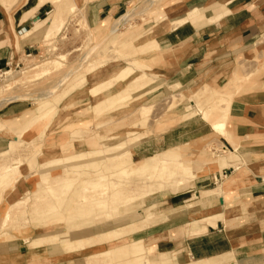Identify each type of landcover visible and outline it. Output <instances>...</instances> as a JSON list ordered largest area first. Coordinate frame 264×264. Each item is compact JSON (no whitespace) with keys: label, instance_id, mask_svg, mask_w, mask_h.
<instances>
[{"label":"rangeland","instance_id":"obj_1","mask_svg":"<svg viewBox=\"0 0 264 264\" xmlns=\"http://www.w3.org/2000/svg\"><path fill=\"white\" fill-rule=\"evenodd\" d=\"M17 1L19 0H12L13 3H7L8 8ZM171 1L138 0L135 4L129 5L123 14L116 16L103 27L98 26L94 29L86 27L82 13L76 12L75 8L71 11L64 4L66 11L63 9L65 14H63V18L65 19L62 21L59 31H55L57 33L52 34L53 36L51 35L49 38H43L39 47L40 54L24 59L18 68L12 64L0 71V99L16 96L19 98L16 101L0 104V124L7 127L5 122H10L18 114L26 115L27 109V113L32 112L29 118L33 121L36 120L27 127L26 132L20 138H15L18 131L13 132L11 136H0V153L8 149L12 141L11 151L8 150L7 153L0 154V167L14 163L20 164L19 168L14 171L12 178L7 183L1 184L2 187L0 185V253L11 252L25 255L26 261L28 260L26 264H148V259L150 262H156V264H188L191 261H196L182 254L184 252L183 236L185 234L187 236L184 229L185 231L188 229V227H183L186 222L182 217L186 214L189 216L195 210H197L195 212L197 214L200 208L206 206L205 204L208 205L210 201L216 200L217 195L202 203L201 206V202L199 203L197 198L200 189L205 191V189L212 190L214 188L221 196L228 184V179L223 178L216 185L213 184L212 180L222 173V168H228L223 163L225 160L233 161L236 159L231 150H224L223 152L221 149L219 139H226L225 131H211L210 120H213V116H209L210 120L206 123L200 117L201 112L197 113V110H199L198 107L206 110L215 106L216 99L219 97L223 99L219 105H226V102L229 101L226 118L228 119L233 98L247 92L264 90V85L258 83L264 77V36L256 41L252 49L253 58L247 60L235 58L227 65L229 67L222 71L211 70L199 76L194 83L178 84L176 81L174 82V79L168 80L173 74V69L169 68L173 66L172 62L167 63L168 58L162 57L160 59L157 57L158 54H154V50L150 51L145 47L148 41L152 39V34L157 26H167L165 7ZM7 4L0 3V9L6 8ZM132 8L134 14L132 13L128 21L123 23L114 34H109L117 18L119 19L129 13ZM42 33L44 32L39 31L37 34ZM120 47H122L121 50L118 49ZM140 50L141 53H139ZM44 63H47L46 66L48 67V71L43 73L46 75L41 74V78L40 75H38L39 77L35 76L34 74L38 70H33V68ZM56 65L57 68H55ZM85 66L86 68H84ZM128 66L130 73L126 77L127 80L116 83L109 88L110 85L108 84H111L115 74ZM87 67L91 69H87ZM82 68L83 72L80 70ZM6 71L12 75V81L9 82L8 87H5V84L8 83L5 82L3 75ZM143 75L146 77L141 82L134 84L136 88L132 92L129 91L131 93L125 89L121 94L114 95L117 93L118 87L124 86L127 81ZM189 79L187 77L184 81L188 82ZM217 79L219 80L218 83H216ZM61 80L65 81L59 84ZM100 84H102L103 89ZM95 87L102 91L91 92ZM49 89L53 91L52 96L48 95ZM106 96H110L107 101L109 105H113L119 99H126L128 96L129 98L125 101V105L122 104L110 109L109 107L95 109L97 102L107 98ZM131 96L137 100L132 101ZM143 105L149 106L150 109L142 118L139 107ZM188 106L189 108H187ZM43 112L46 113L42 114ZM169 119L172 120L167 123ZM228 122L229 120L225 121L224 128ZM170 123H172L171 126L174 124L173 128L180 124L186 125L184 129H179L187 133L185 140L186 138L190 139L186 144L189 145L193 141L198 144L197 148L185 147L186 144L180 145L184 146L181 149L187 150H185L186 156L179 161L177 160V163L182 162L185 167L188 166L189 174H195L199 167L208 163H216L219 168L204 178L193 181L190 184L193 187L189 185L186 190L180 193H175L169 186V183L175 179L173 177H177L179 173L178 169H175L176 162L169 164L164 170H156L154 174L153 172L141 173L143 178L140 173V176L130 173L135 177L130 179V175L123 174L126 172L125 170L121 172L122 168L132 161L136 162L167 150L168 146L158 144H161L159 140L162 136L173 129L171 126L169 127L168 124ZM163 125L170 129L167 130ZM24 126L25 124H23ZM130 131L133 132V136H126V132ZM76 133L81 135L78 136ZM3 134L4 131L0 130V135ZM109 137H116L117 139L113 140ZM118 142L122 143V151L120 152H130L132 161L113 164L114 160L111 158L116 153L112 154L106 149L118 144ZM48 148H53L52 152H46ZM69 148L72 150L71 153ZM81 150L86 153L93 151H99V153L94 154V157L92 155L87 156L85 158L87 164H83L86 160L79 162L80 168L78 170L64 164L62 166L47 164L51 155L64 158L72 153H80ZM110 159L111 161H109ZM225 171L226 177L229 173L227 170ZM116 172L127 176L128 181L127 177H121L120 174V177L116 176L118 175L115 174ZM168 172L174 173L172 180H169ZM152 174L154 175L153 178L151 177ZM56 175L61 177L60 181L64 179L62 182L65 183L62 185L55 183L58 181L54 180ZM110 175H113L114 178H111ZM149 175H151L150 178ZM96 177L102 179V182L98 178L95 179ZM91 181L95 184L93 185L94 188ZM115 183L118 187L115 186ZM37 185L39 186L37 187ZM74 187L77 188L73 189ZM188 191H191V194L180 199H190V202L185 204L181 202L182 200L179 202L183 206L186 205L187 209H185L186 206L173 209L172 204L167 205V200L171 195ZM37 193L39 194L35 205L38 208L32 212V203L35 201ZM129 199L131 200L129 201ZM102 200H105L107 206L104 212L96 204ZM224 200L231 205L228 197H224ZM188 204L190 205L188 206ZM229 207L225 214L228 222H231L232 212ZM113 208L117 209L114 216H112L113 210L116 212V209ZM98 211L100 212L97 213ZM87 213H90L89 216H84ZM103 213H108V216ZM147 213L153 214L151 220L144 218ZM197 215L198 217L203 216L202 213ZM4 217L5 219H3ZM174 219L177 220L173 222ZM174 223L177 226H172ZM118 228L122 229L120 233L122 237L111 241L108 245L105 244L102 251L122 247L121 253L118 255L112 253L107 257L101 258V256L99 259H89L92 253L98 252L96 249L99 248H94L96 238ZM150 240H155L154 252L150 256L144 251L138 255L131 254L130 251L135 249L138 244L142 245L143 242L146 243ZM131 241L136 242L129 244L126 249L124 246ZM164 241H172V244L158 245L159 242ZM80 244L82 248L78 247ZM46 245L51 246L53 254L56 255L55 258H45V255L41 254ZM65 245L71 248V251L67 250L68 247ZM36 251L38 252L36 253ZM163 251L169 252L162 253ZM172 254H174L173 263L169 261ZM216 260L220 261L215 263ZM208 262L210 264H254L248 261H238L234 259L233 255H224ZM256 264H264V262Z\"/></svg>","mask_w":264,"mask_h":264},{"label":"crops","instance_id":"obj_2","mask_svg":"<svg viewBox=\"0 0 264 264\" xmlns=\"http://www.w3.org/2000/svg\"><path fill=\"white\" fill-rule=\"evenodd\" d=\"M49 1L38 5L39 0H19L5 11L0 9V71L12 64L20 65L24 59L40 54L39 47L45 37L44 33L37 32L27 38L24 33L32 30L35 22L45 20L57 12L59 2L61 6L68 3L76 12L82 13V19L89 29L103 27L123 14L129 5L138 2ZM191 10L198 11V18L186 20L175 27V23L185 19ZM165 11L168 24L166 27L157 26L150 41L153 40L157 46V51H153L158 54L157 57L168 58L166 62H172L173 66L169 68L173 69V74L168 80L174 79L178 84L194 83L199 76L211 70L222 71L235 58H253L254 42L264 36V0H172ZM187 77L190 78L188 82L184 81ZM258 83L264 85V77ZM228 120L224 128L226 139L220 138L219 142L222 151L231 150L236 159L223 162L228 168H222L221 171L227 170L229 173L224 178L228 179L225 191L221 193L222 196H217L216 200L198 210L203 216L190 213L183 217L186 222L184 228L203 217H208L216 225H207L205 232L200 235H184L182 254L196 261L233 255L238 261L256 264L264 262V90L247 92L233 98ZM185 127L180 124L173 128L170 133L162 136L159 140L161 144L158 145L174 148L186 144L190 139L185 140L187 133L179 130ZM190 194L191 191L171 195L167 205L172 204L173 209L180 208L183 206L179 203L182 200L180 198ZM224 197L230 199L228 201L231 205L225 202ZM181 202L185 204L190 199ZM228 207L232 212L230 224L225 214ZM167 244H172V241L158 243L160 246ZM124 247L127 249L128 245ZM43 248L41 254L45 258L56 257L51 246ZM121 249L117 247L109 250L108 256L112 253L120 254ZM130 252L133 254V250ZM25 257L11 252L0 253V264H26L28 260ZM169 259L173 263L174 254Z\"/></svg>","mask_w":264,"mask_h":264},{"label":"bare ground","instance_id":"obj_3","mask_svg":"<svg viewBox=\"0 0 264 264\" xmlns=\"http://www.w3.org/2000/svg\"><path fill=\"white\" fill-rule=\"evenodd\" d=\"M12 0H8V1H6V0H0V3L2 4V2H4L5 4H7V3H13V2H11ZM46 1H48V0H39V3H37L38 5H41V4H43L44 2H46ZM62 1H64V0H62ZM148 1V0H147ZM18 2V1H17ZM16 2V3H17ZM50 3L51 2H57V0H50L49 1ZM69 2V1H68ZM154 2V1H153ZM61 2H59V5L60 6H58V11L57 12H55V13H53V14H51V15H49L48 16V18L47 19H45V20H43L42 19V21H38V22H35V24H34V26H33V28H32V30H30V31H26L24 34V37H29V36H31L32 34H34V33H37V32H39V31H43L44 32V35H45V37H48L49 38V36H51L52 34H54V33H57L58 31H59V28H60V26H61V24H62V21L65 19V18H63V16L65 15L64 14V11H63V9H65L68 5V3L67 4H65L66 5V7H64V4H62V6H61V4H60ZM152 3V2H151ZM15 4V3H14ZM141 4V3H140ZM146 4V3H145ZM49 5H51V4H49ZM72 5V4H71ZM142 5V4H141ZM148 5V4H147ZM64 7V8H63ZM139 7H140V5H139ZM37 8V7H36ZM60 8H62L61 9V13H60ZM68 9L70 8V10L72 11L73 9H74V7L73 6H68L67 7ZM6 9H8V4L6 5V8H3V11H5ZM54 9V8H53ZM135 9V8H134ZM34 10H36V9H34ZM75 10V9H74ZM65 11H66V9H65ZM134 10H133V8L130 10V12L129 13H126L125 15H123V16H121L119 19L117 18V21H116V23H115V25L112 27V29L110 30V33L109 34H114L116 31H117V29L124 23L125 24V22L126 21H128V19H129V17L132 15V13L134 14V12H133ZM192 11V10H191ZM67 12H68V10H67ZM30 14V13H29ZM64 14V15H63ZM137 15V14H136ZM26 16V15H25ZM24 16V17H25ZM198 11L197 10H194V11H192L191 13L189 12V14L186 16V18L185 19H180V21H177L176 23H175V27L176 26H179V25H181V24H183L186 20H194V19H197L198 17ZM23 17V18H24ZM28 17V14H27V16L25 17V18H27ZM12 18V17H11ZM24 18V19H25ZM25 22V21H24ZM83 22V21H82ZM84 24V23H83ZM33 25V24H32ZM83 26V25H82ZM65 29V28H64ZM120 29V28H119ZM29 30V29H28ZM55 31H57V32H55ZM20 36V35H19ZM53 36V35H52ZM23 37V36H22ZM21 38V37H20ZM47 39V38H46ZM103 42V41H102ZM101 42V43H102ZM89 43H90V41H89ZM101 43H100V45H101ZM254 43H256V41L254 42ZM129 45V44H128ZM254 45V44H253ZM98 46H99V44H98ZM126 46V45H125ZM97 47V46H96ZM96 47H95V49H96ZM124 47V46H123ZM146 49H149L150 51H152V50H154L155 52L157 51V46H155V43H154V41L152 40V41H150L149 43H147L146 44ZM91 48V47H90ZM121 48L122 47H120V48H118L119 50H121ZM137 48V47H136ZM135 48V49H136ZM116 49V48H115ZM145 49V48H144ZM117 50V49H116ZM134 50V49H133ZM133 52V51H132ZM48 53V52H47ZM90 53V52H89ZM129 53V52H128ZM139 53H141V50H140V52ZM133 54V53H132ZM137 54V53H136ZM131 55V54H130ZM132 57V56H131ZM80 58V57H79ZM83 58V57H82ZM84 58H86V57H84ZM105 59V58H104ZM81 61V60H80ZM100 61V60H99ZM103 61V60H102ZM52 62V61H51ZM136 62V61H135ZM54 64V62L52 63V65ZM56 64V63H55ZM59 64V63H58ZM97 64H99V62H97ZM104 64V63H103ZM47 65V63H44L43 65H36L34 68H33V70L34 69H36V70H38V72H36L34 75L35 76H38V75H40V78H41V74L44 76V75H46V74H43V73H46L47 71H48V67L46 66ZM49 65H51V64H49ZM133 65V64H132ZM135 65V64H134ZM133 65V66H134ZM78 66V65H77ZM83 66V65H82ZM82 66H80V67H82ZM86 66H88V65H86ZM86 66L84 67V68H86ZM62 67V66H61ZM55 68H57V65H56V67ZM54 68V69H55ZM60 68V67H59ZM93 68V67H92ZM125 68V67H124ZM74 69V68H73ZM87 69H91L90 67H87ZM87 69H85V70H87ZM129 66L127 67V68H125V69H122V70H120L118 73H116L115 74V76L113 77V80L111 81V84H108V85H110L109 86V88H111V86H113L114 84H116V83H119V82H124V81H126L127 80V76L129 75ZM52 70H53V68H52ZM81 71L83 70V68L82 69H80ZM51 71V70H50ZM84 71V70H83ZM82 71V72H83ZM25 72V71H24ZM68 72V71H67ZM66 72V73H67ZM72 72V71H71ZM258 72V71H257ZM70 74V73H69ZM4 76H5V82H7L8 84H5V87L7 86H9V82H11L12 81V75H10V72L9 71H6V72H4V74H3ZM72 75V74H71ZM71 75H69V76H71ZM67 76V75H66ZM66 76H63L64 78L66 77ZM151 76V75H150ZM155 76V75H154ZM39 77V76H38ZM61 77H62V75H61ZM144 77H146V75H143V76H139L138 78H134V79H131V80H129V81H127V83L124 85V86H121V87H118V91H117V93H113L114 95H117V94H121V92L123 91V90H125V89H127L128 90V92L129 91H133V90H135V88H136V86L134 85V84H136V82H141L143 79H144ZM238 77V76H237ZM31 78V77H30ZM151 78H152V76H151ZM153 78H155V77H153ZM239 78V77H238ZM35 79V78H34ZM37 79V78H36ZM30 80V79H29ZM28 80V81H29ZM33 80V79H32ZM59 80V79H58ZM237 80V79H236ZM239 80V79H238ZM27 81V80H26ZM27 81V82H28ZM31 81V80H30ZM34 81V80H33ZM65 81V80H64ZM63 80H61L60 81V83L59 84H62L63 82H64ZM16 82V81H15ZM23 82H24V80H23ZM18 84V83H17ZM154 84V83H153ZM22 86H23V84H21ZM101 86H102V84H100ZM236 85V84H235ZM54 87V86H53ZM98 87H100V86H98ZM98 87H95V88H93L92 90H91V92H95V93H98ZM105 87V86H104ZM225 87V86H224ZM227 87H229V86H227ZM227 87H226V89H227ZM50 88V87H49ZM55 89H57V87H55ZM101 89V88H100ZM102 89H103V86H102ZM104 89H106V87L104 88ZM225 89V90H226ZM52 90H54V89H52ZM46 91V90H45ZM99 91H102V90H99ZM54 92H56V91H54ZM112 92V91H111ZM131 92H129V93H131ZM223 92V91H222ZM229 92V91H228ZM219 93V92H218ZM224 93V92H223ZM227 93V92H226ZM231 93V92H230ZM52 94H53V91H50V89H49V91H48V95H51L52 96ZM39 96V95H38ZM108 96V95H107ZM106 96V97H107ZM29 97V96H28ZM95 97V96H94ZM194 97V96H193ZM193 97H191V98H193ZM27 98V97H26ZM127 98H129V96L128 97H126V99H119V100H117L113 105H109V102H107L109 99H110V96L109 97H107V98H104V99H102V100H100V101H98L97 102V104L95 105V109L97 108V109H100V108H107V107H109V109L110 108H112V107H115V106H121L122 104H124L125 103V101L127 100ZM131 98V100L132 101H134V100H137V98H133L132 96L130 97ZM19 98L16 96V97H9V98H2V100L0 99V104L1 103H4V102H12V101H16V100H18ZM223 99H221V98H217L216 99V104H214L215 106H213V107H209V109L207 108L206 110H203V108L201 109V107H198V109L199 110H197V113H200L201 112V116L200 117H202V120L204 121V122H206V123H208L209 122V116H213L212 118H213V120H210V129H211V131H215V132H222L223 130H224V123H225V121L226 120H228V119H226L227 118V114H228V109H229V101H227L226 102V105H219V103L221 104V101H222ZM34 101V100H33ZM32 101V102H33ZM37 101V100H36ZM35 102V101H34ZM33 102V103H34ZM70 105V104H69ZM125 105V104H124ZM194 107V106H193ZM52 108V107H51ZM51 108H49L50 110H51ZM187 108H189V106L187 107ZM48 109V110H49ZM149 109H150V107L149 106H140L139 107V112H140V116L143 118L147 113H148V111H149ZM196 108L194 107V110H195ZM47 110V111H48ZM104 110V109H103ZM106 110H108V109H106ZM191 110V109H190ZM27 111H28V109L26 110V115H24L23 113H21V114H18L17 116H14V119H12L10 122H5L6 123V126L7 127H5L4 125H2V124H0V130L1 131H4V134L3 135H0V136H8V135H10L11 136V134H13V132H15V131H18V134H17V137H15V138H20V137H22V135H23V133H25L26 132V129H27V127L31 124V123H33L34 121H36V120H34L33 121V119L31 120V118H29V116L31 117V115H32V112H29V113H27ZM183 111H186V110H184L183 109ZM196 111V110H195ZM171 112V111H170ZM189 113H190V111H188ZM213 112H215V113H213ZM46 113V112H45ZM44 112L42 113V114H45ZM23 114V115H22ZM42 114H39V115H42ZM52 115V114H51ZM181 115V114H180ZM194 115V114H193ZM38 116V115H37ZM36 116V117H37ZM43 116V115H42ZM42 116H41V118H42ZM45 116V115H44ZM43 116V117H44ZM183 116H185V115H183ZM188 116H190V115H188ZM29 118V119H28ZM40 118V117H39ZM141 118V119H142ZM157 118H158V116H157ZM177 118V117H176ZM179 118V117H178ZM181 119L183 118V117H180ZM185 118V117H184ZM37 119V118H36ZM121 120V119H120ZM172 120V119H171ZM170 119L167 121V123H169L170 121H171ZM179 120V119H178ZM113 122H116V121H113ZM118 122V121H117ZM110 123V122H109ZM109 123H107V125H109ZM166 123V122H165ZM176 123V122H175ZM23 124H25V126L23 127ZM103 124H105V123H103ZM162 124V123H161ZM171 124L172 123H170V124H168L169 125V127L171 126ZM46 125V124H45ZM101 125V124H100ZM137 126V125H136ZM164 126V125H163ZM173 126H174V124H173ZM173 126H171V128H173ZM96 127H98V126H96ZM166 129H167V127L168 126H164ZM43 128V127H42ZM148 128V127H147ZM158 129H159V127H157ZM175 128V127H174ZM149 129V128H148ZM164 129V128H163ZM170 129V128H169ZM169 129H167V130H169ZM131 130V129H130ZM165 130V129H164ZM166 130V131H167ZM83 131V130H82ZM94 131V130H93ZM126 131H128V130H126ZM40 132V131H39ZM119 132V131H118ZM121 132H124V131H121ZM71 133V132H70ZM95 133V132H94ZM117 133V132H116ZM132 131H130V132H126V136L127 135H129V137L130 136H133L132 135ZM170 133V132H169ZM72 134H74V133H72ZM77 135H78V133H76ZM119 134V133H118ZM131 134V135H130ZM81 135V134H80ZM80 135H78V136H80ZM112 135V134H111ZM148 135V134H147ZM166 135V134H165ZM73 137H74V135H72ZM76 137V136H75ZM96 137V136H95ZM34 138V137H33ZM109 138H111V139H117L116 137L114 138V137H109ZM136 139V138H135ZM110 140V139H109ZM125 140V139H124ZM19 141V140H18ZM134 141V140H133ZM130 142H132V141H130ZM129 142V143H130ZM199 142V141H198ZM11 145H12V141H11V143H10V147L8 148V149H6L5 151H3V152H1L0 154H5V153H7L8 152V150L9 151H11ZM102 145V144H101ZM121 145H122V143H119L118 142V144H116V145H113V146H111V147H109V148H107L106 149V151H110L112 154H115L114 156H112V160H114V165L115 164H117V163H124V162H126V161H132V154L130 153V152H120V151H122L121 150ZM181 145H184V144H181ZM185 147H187V146H190V147H194V148H197L198 147V144L195 142V141H193L191 144H189V145H184ZM184 146H178V147H174V148H172V146H171V148H168L167 150L165 149V151H163V152H161V153H158V154H156V155H154V156H151V157H148V158H143V159H141V160H138V161H136V162H134V161H132L129 165H127L126 167H123L122 168V170H121V172H124V170L128 173H123V174H125V175H130V179L133 177L131 174H141V173H146V172H153V174H154V172L157 170H164L165 168H166V166H169V164H171V163H173V162H176L177 160L179 161V159H181V158H183L184 156H186L185 155V150H187V149H181V147H184ZM102 147H104V146H102ZM106 147V146H105ZM132 147V146H131ZM70 149V153L72 152V150H71V148H69ZM52 150H53V148H48V149H46V152H52ZM196 151V150H195ZM97 153H99V151L97 152H89V153H86V152H82V150H81V152L80 153H77V154H75V153H72V154H70V155H68V156H66V157H58V156H50L51 158H49V160L50 161H48V163L47 164H53L54 166H62L63 164L64 165H69V166H71V167H74L75 168V170H78V168H80V164H79V162H83L84 160H86L85 158L88 156L89 157V155H96ZM101 154V153H100ZM108 154V153H107ZM106 154V155H107ZM94 155V156H95ZM99 155V154H98ZM103 155V154H102ZM93 156V157H94ZM105 156V155H104ZM100 157V156H99ZM98 157V158H99ZM97 158V157H96ZM101 158H102V156H101ZM111 159L109 160V161H111ZM94 160H95V158H94ZM90 161V160H89ZM92 161V160H91ZM106 161V160H105ZM108 161V162H109ZM78 163V164H77ZM177 163V162H176ZM83 164H87V160H86V162L85 163H83ZM186 164H188V163H186ZM174 165H175V163H174ZM189 165V164H188ZM19 166H20V164H16V163H14V164H11V165H8V166H4V165H2L1 167H0V178L1 177H4L3 179L1 178L0 179V185L1 184H5V183H7V181L8 180H10L11 178H12V176H13V173H14V171L16 170V169H18L19 168ZM174 168V167H173ZM218 168V166H217V164L216 163H208V164H206V165H203L202 167H199L198 169H197V171H196V173L195 174H189V169H188V166H184L183 165V163L182 162H178L177 163V165H176V168L175 169H178V175H177V177H173V178H175V179H173L172 180V176H173V172H168L167 174L169 175V180L171 179L172 180V182H170L169 183V186L170 187H172L171 188V190L172 191H175V193H180V192H183L184 190H186L187 189V187H189V185L190 184H192L193 183V181H197V180H200V179H202V178H204L205 176H207L208 174H210V173H212V172H214V171H216V170H218L217 169ZM236 169V168H235ZM118 172V171H117ZM115 173V174H118V173ZM162 172V171H161ZM131 173V174H130ZM159 173V172H158ZM112 174V173H111ZM114 174V173H113ZM115 174H114V177H116V176H119V174L118 175H116L115 176ZM121 175L120 174V176L121 177H123L124 175ZM140 174H139V176H140ZM152 174V176L151 175H149L148 177L150 178V176L153 178L154 177V175ZM159 174H161V173H159ZM163 174H165L164 173V171H163ZM142 175V174H141ZM162 175V174H161ZM167 175V176H168ZM111 176V175H110ZM109 176V177H110ZM113 176V175H112ZM111 176V178H114V177H112ZM119 176V177H120ZM135 176V175H134ZM19 177V176H18ZM54 177H56V179H54V180H58V181H56L55 183H57V184H64L65 182H62L64 179H62V181H60L59 179L61 178V177H58L57 175L56 176H54ZM118 177V178H119ZM124 177H127V176H124ZM156 177V176H155ZM98 177H96L95 179H97ZM105 178H107V176L105 175ZM104 178V179H105ZM128 177H127V181H128V179H129ZM133 178H135V177H133ZM141 178V177H140ZM142 178H143V175H142ZM141 178V179H142ZM147 178V177H146ZM16 179V178H15ZM14 179V180H15ZM91 179V178H90ZM94 179V178H93ZM99 179V178H98ZM104 179H103V181H104ZM109 179V178H108ZM116 179H117V177H116ZM122 179V178H121ZM44 179H42V181H43ZM87 180V179H86ZM100 180V179H99ZM98 180V181H99ZM102 180V179H101ZM100 180V181H101ZM107 180V179H106ZM114 180V179H113ZM189 180H191V181H189ZM5 181V182H4ZM45 181V180H44ZM108 181V180H107ZM110 181H111V179H110ZM117 181H118V179H117ZM120 181V180H119ZM143 181V180H142ZM16 182V181H15ZM82 182V181H81ZM81 182H79V183H81ZM92 182V181H91ZM97 182V181H96ZM102 182V181H101ZM121 182V181H120ZM124 182V181H123ZM129 182H131V181H129ZM98 183V182H97ZM105 183V182H104ZM134 183V182H133ZM75 184V183H74ZM78 184V183H77ZM87 184V183H86ZM92 184V186L93 185H95V184H93V182L91 183ZM98 184H100V182L98 183ZM103 184V183H102ZM116 184L117 183H115V186H116ZM118 184H119V182H118ZM90 185V184H89ZM111 185V184H110ZM114 185V184H113ZM122 185V184H121ZM128 185V184H127ZM139 185H141V184H139ZM3 185H1V187H2ZM39 185H37V187H38ZM69 186V185H68ZM86 186V185H85ZM92 186H90V187H92ZM114 186V187H115ZM190 186H192V185H190ZM95 186H93V188H94ZM97 187V186H96ZM105 187V186H104ZM116 187H118V186H116ZM193 187V186H192ZM40 188V187H39ZM38 188V189H39ZM67 188V187H66ZM77 187H74L73 189H76ZM87 188H88V186H87ZM86 188V189H87ZM92 188V189H93ZM62 189V188H61ZM65 189V188H64ZM114 189V188H113ZM131 189V188H130ZM133 189V188H132ZM35 190V189H34ZM40 190V189H39ZM84 190V189H83ZM140 190V189H139ZM159 190V189H158ZM219 190V189H218ZM64 191H66V190H64ZM67 191H69V190H67ZM106 192V191H105ZM132 192H133V190H132ZM131 192V193H132ZM138 192H140V191H138ZM154 193V192H153ZM38 194L39 193H37V195L35 196V201L32 203V212L34 211H36V209L38 208V206H36L35 205V203H36V200H37V197H38ZM103 194V193H102ZM134 194V193H133ZM152 194V193H151ZM150 194V195H151ZM73 195V194H72ZM78 195V194H77ZM116 195V194H115ZM132 195V194H131ZM135 195V194H134ZM148 195V194H147ZM218 196V197H220V193L218 194L217 193V191H216V189H212V190H207V189H205V191H201V189H200V192H199V194H198V196H197V198H198V200H199V203L201 202V206L203 205L202 203H205V202H207L210 198H214V196ZM33 196V195H32ZM74 196V195H73ZM141 196V195H140ZM139 196V197H140ZM177 196V195H176ZM216 196V197H217ZM222 196V195H221ZM75 197V196H74ZM73 197V198H74ZM143 197V196H142ZM78 199H79V197H78ZM84 199V198H83ZM133 199V198H132ZM218 199H220V198H218ZM81 200V199H80ZM131 199H129V201H130ZM197 200V201H198ZM76 201H77V199H76ZM127 201V200H126ZM74 202V201H73ZM128 202V201H127ZM126 202V203H127ZM78 203H80V202H78ZM124 203V202H123ZM122 203V204H123ZM194 203V202H193ZM196 204H197V202H195ZM222 203V202H221ZM15 205H16V203H14ZM18 205H19V202L17 203ZM76 204V203H75ZM96 204H97V206L101 209V211H106V208H107V206H106V204H105V200H102V201H98V202H96ZM125 204V203H124ZM21 205V204H20ZM120 205H121V203H120ZM190 204H188V206H189ZM194 206H197V205H195V204H193ZM12 206V205H11ZM11 206H10V208H11ZM14 206V205H13ZM17 206V205H16ZM117 206H119V205H117ZM186 206V205H185ZM81 207V206H80ZM192 207V206H191ZM191 207H189L190 209H191ZM9 208V209H10ZM82 208V207H81ZM193 208V207H192ZM215 208V207H214ZM113 209H116V208H113ZM185 209H187V206H186V208ZM110 210H112V209H110ZM192 210V209H191ZM115 210H113V213L114 214H112V213H110V214H112V216H114L115 215V213H117V209H116V212H114ZM145 211L147 212V210L145 209ZM190 211V210H189ZM193 211H194V209H193ZM197 210H195L193 213H195ZM100 211H98L97 213H99ZM145 212V213H146ZM91 213V212H90ZM90 213H87V214H84V216L86 215V216H89V214ZM96 213V214H97ZM189 213V212H188ZM92 214H94L93 212H92ZM95 214V215H96ZM105 216L107 215L108 216V213H103ZM144 214V213H143ZM196 214V213H195ZM197 214H199V213H197ZM4 215H6V214H4ZM98 215V214H97ZM96 215V216H97ZM103 215V217H105ZM116 216H117V214H116ZM152 216H153V214L152 213H147V214H145V219L146 220H151V218H152ZM191 216V215H190ZM183 218V217H182ZM185 218V217H184ZM3 219H5V217L3 218ZM2 219V220H3ZM70 219V218H69ZM107 220V219H106ZM104 221V220H101V221H103V222H107V221ZM154 220H156V219H154ZM175 220H177V219H175ZM99 221V220H98ZM167 221V220H166ZM150 222H152V221H150ZM150 222H149V224H150ZM174 222V221H173ZM217 222V221H216ZM145 223H146V221H145ZM153 223V222H152ZM4 224V223H3ZM169 224V223H168ZM185 224V223H184ZM183 224V225H184ZM151 225V224H150ZM149 225V226H150ZM153 225V224H152ZM207 225H212V226H214V225H216V224H214V223H211L210 221H209V218L208 217H203V218H201L200 220H194V221H192L189 225H188V229H187V231H185V229H184V233H186L187 232V236H196V235H200V234H202V233H204L205 232V229H206V226ZM130 226V225H129ZM135 226V225H134ZM159 226V225H158ZM136 227V226H135ZM156 227V226H155ZM134 228V227H133ZM172 228V227H171ZM126 229V228H125ZM121 228H118V229H114V230H112V231H109L108 233H106V234H104L102 237L101 236H98L97 238H96V241L94 242V245H95V249L96 248H99V249H96V250H98V252H96V254H94V253H92V255H90L89 256V259H93V258H98L99 259V257H101V258H103V257H107L108 256V253H109V250H113V249H115V248H117V247H115V248H112V249H109V250H105V251H102L104 248L103 247H105V244H109L111 241H113V240H118L119 238H121L122 237V234H120L121 233ZM186 235V234H185ZM134 242H136V241H131V242H129V243H127V245H129V244H132V243H134ZM154 243H155V240H150V241H147L146 243H142V245L141 244H138V246L135 248V249H133V254H140L141 253V251H144L148 256H150V254H152L154 251ZM89 245H91V244H89ZM66 246V245H65ZM64 246V247H65ZM81 246V244L78 246V247H80ZM92 246V245H91ZM126 246V245H125ZM63 247V248H64ZM66 247H68V246H66ZM71 247V246H70ZM77 247V248H78ZM75 247H73V249H74ZM80 248H82V247H80ZM101 248V249H100ZM70 250L71 248H67V250ZM72 249V250H73ZM75 250V249H74ZM71 251V250H70ZM68 254V253H67ZM78 254V253H77ZM81 256V255H80ZM173 257V256H172ZM171 257V258H172ZM87 259V258H86ZM220 260L222 259V258H219ZM146 260V259H145ZM219 260V261H220ZM208 261H210V260H203V261H191V262H189L188 264H210V262H208ZM218 260H216V262L215 263H218L219 262ZM88 262V261H87ZM147 263L148 264H156V262H150L149 261V259L147 260ZM165 264V263H164Z\"/></svg>","mask_w":264,"mask_h":264},{"label":"built area","instance_id":"obj_4","mask_svg":"<svg viewBox=\"0 0 264 264\" xmlns=\"http://www.w3.org/2000/svg\"><path fill=\"white\" fill-rule=\"evenodd\" d=\"M18 67H19V65H16V68H18ZM225 175H226V171H222L221 174L215 176L213 178V180H212L213 181V184L216 185L218 182H221L222 179L225 178Z\"/></svg>","mask_w":264,"mask_h":264}]
</instances>
